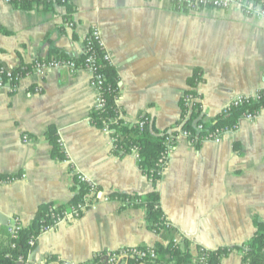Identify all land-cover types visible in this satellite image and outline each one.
<instances>
[{"label": "crops", "instance_id": "1", "mask_svg": "<svg viewBox=\"0 0 264 264\" xmlns=\"http://www.w3.org/2000/svg\"><path fill=\"white\" fill-rule=\"evenodd\" d=\"M72 11L53 4L20 9L0 0V65L9 71L63 54H82L83 40L96 29L119 78L115 101L128 122L149 116L158 132L180 119L179 99L194 89L204 120H212L239 95L264 90V27L236 7L175 11L168 0H69ZM71 23V26L68 24ZM95 91L85 70L29 73L15 89L0 88V228L17 220L30 226L41 205H67L75 176L93 182V209L37 237L31 264L54 255L62 264H84L127 248L163 244L147 230L144 209L122 208L114 193H146L151 182L136 154L115 156L111 138L92 125ZM53 128L66 160L50 156ZM170 133V130L168 132ZM27 140L23 141V137ZM174 148L156 185L160 207L176 242L216 250L249 241L255 221H264V112L241 118L234 131L198 148L174 136ZM23 264L22 262H20ZM221 264H241L233 252Z\"/></svg>", "mask_w": 264, "mask_h": 264}, {"label": "trees", "instance_id": "2", "mask_svg": "<svg viewBox=\"0 0 264 264\" xmlns=\"http://www.w3.org/2000/svg\"><path fill=\"white\" fill-rule=\"evenodd\" d=\"M254 1L259 2L261 0ZM53 4L65 6L69 12L72 11V8L68 5L69 2L63 3L61 0H53L44 4L43 7ZM28 6V4L23 3L16 7L26 9ZM69 24L71 25V23ZM89 33L83 40V51L80 56L69 58L63 54H57L55 58L46 59V62L68 60L74 62L78 68H83L89 55L93 54L95 66L98 67V73L102 75L100 94L104 105L101 110L92 109L89 116L90 121L92 125L99 129L107 126L112 131L110 138L112 139L111 153L113 155L123 156L135 151L139 170L152 185V190L146 193H114L109 195V199L119 202L122 208L129 205L142 207L147 230L160 235L164 242L163 244H156L153 248L137 247L136 250L141 251L142 256L139 257L136 253H129L125 257L115 260L114 264H198L200 259L203 260L201 264H221V260L233 252L240 254L241 264H264V221H255L253 237L240 246L224 247L216 250L197 248V253L193 256L190 252V243L187 240L181 242L174 240L173 229L165 219L160 207L159 195L156 191V185L167 166L165 154L167 152L169 130L172 136H177L179 131H186L188 142L198 148L202 142L211 140L216 135L220 136L225 132L234 131L238 121L245 114H255L264 109V90L259 92L257 99H250L248 103H243L240 106L229 105L212 120L206 121L202 115L200 103L191 101L190 106L187 105V98L196 97L194 89L197 83L202 80L201 73L197 70L187 80L189 90L179 99L180 119L169 129L158 132L154 129L152 120L145 114H141L133 123L123 118V112L115 103L119 95V78L110 61L104 60V50L96 46L95 42L87 40ZM32 64L21 65L14 71L6 70L0 65V78L3 82L10 79L9 85L12 88L16 87L17 76L29 74ZM142 121H145V124L140 127L139 123ZM198 126H201L200 130L197 129ZM46 138L51 147L50 156L57 161H65V152L58 143L53 128L49 129ZM5 178V176H0V179ZM75 182L78 188L74 189L75 195L66 206L52 203L41 205L37 210L33 223L28 227L21 228L15 236H12L8 228H0V264H17L18 262L31 264L28 262L29 256L35 252L37 237L51 224V214L54 213L52 211H65L70 205L97 201V195H90V188L78 182L76 176ZM95 190L97 193L100 192L97 186ZM151 253L153 257H151ZM43 264L62 263L59 262L56 256L51 255L43 260ZM84 264L103 263L100 261V255H95Z\"/></svg>", "mask_w": 264, "mask_h": 264}, {"label": "built area", "instance_id": "3", "mask_svg": "<svg viewBox=\"0 0 264 264\" xmlns=\"http://www.w3.org/2000/svg\"><path fill=\"white\" fill-rule=\"evenodd\" d=\"M51 1L53 0H2V2H4L5 4L12 6H17L24 3L34 7H41L44 4ZM61 1L63 3L69 2V0H61ZM168 1L175 11H186V12H196L206 7L216 10H226L231 7H236L238 10H240L245 14L257 16L262 21L264 27V0H261L259 2H256L254 0H168ZM69 26L71 25L69 24ZM87 40L89 41L91 40L95 42L96 46L104 50L103 41L98 30L93 29L89 33ZM104 60L109 61V56L105 51H104ZM52 69L59 71L64 70L70 74H73L79 70H85L89 76V86L95 91V95H96L93 109L98 111L103 108L104 101L102 100L100 94L102 75L98 73V67L95 66V60L93 54L89 55V57L86 60V64L83 68H78L74 62L68 60H51L47 62L36 61L35 63L32 64L30 73H33L38 76H43L48 70H52ZM22 77L23 76H17L16 79L20 80V78ZM9 84H10V79L3 82L0 78V88L6 86L9 87L11 90L15 89V87L12 88ZM259 92H257L253 96H244V95L236 96L231 100L229 105L240 106L243 103H248L250 99H257ZM191 101L198 102L199 100L197 98L188 97L187 98L188 106H190ZM260 112H264V109L260 110L255 114L247 113L244 115L243 118L248 120L255 119ZM144 124L145 121H142L139 123V126L142 127ZM197 129L200 130L201 126H198ZM102 130L104 133L108 134L109 136L112 133V131H110L107 126H103ZM179 135L187 139L188 133L186 131H179ZM26 140L27 138L24 136L23 141ZM174 140L175 137L169 134V137L167 139L168 142L167 152L165 154L166 158H168L169 154L172 152L174 148V144H173ZM207 141L218 142L219 135H216L213 139ZM58 143L60 144L59 141ZM111 148H112V139H111ZM76 179L78 182L85 184L90 188V195L96 194L97 197L99 196L98 195L99 192L97 193V191L95 190L96 185L93 182H91L89 179H87L85 176L78 174L76 175ZM13 180H15L14 177H6L5 179H0V184L12 182ZM95 204L96 201H92L91 203L86 202L83 204L70 205L65 211H57V210L52 211L54 213L51 214V224L45 231L54 229L61 223L78 219L85 211L89 209H93ZM20 229L21 227L17 223V220H14V223L8 227V230L12 234V236H15V234ZM129 253L131 254L136 253L139 255V257L143 255V253L141 251L136 250V248H127L115 252L105 253L102 256L101 262L103 264H114L115 260L121 257H125ZM151 257H153L152 253H151ZM202 262L203 260L200 259V262L198 264H201Z\"/></svg>", "mask_w": 264, "mask_h": 264}, {"label": "water", "instance_id": "4", "mask_svg": "<svg viewBox=\"0 0 264 264\" xmlns=\"http://www.w3.org/2000/svg\"><path fill=\"white\" fill-rule=\"evenodd\" d=\"M17 264H21L20 262H18Z\"/></svg>", "mask_w": 264, "mask_h": 264}]
</instances>
